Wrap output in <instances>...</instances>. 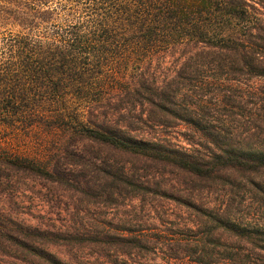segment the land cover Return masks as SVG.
I'll return each instance as SVG.
<instances>
[{"label":"trees","instance_id":"trees-1","mask_svg":"<svg viewBox=\"0 0 264 264\" xmlns=\"http://www.w3.org/2000/svg\"><path fill=\"white\" fill-rule=\"evenodd\" d=\"M20 10L0 62V125L7 143L40 148L0 152V174L103 208L173 202L190 213L173 223L190 236L175 244L181 260L264 264V0H21ZM181 126L189 148L164 135ZM128 223L55 231L0 213V254L72 264L45 247H91L117 264L152 244Z\"/></svg>","mask_w":264,"mask_h":264},{"label":"rangeland","instance_id":"rangeland-1","mask_svg":"<svg viewBox=\"0 0 264 264\" xmlns=\"http://www.w3.org/2000/svg\"><path fill=\"white\" fill-rule=\"evenodd\" d=\"M20 9L21 0H0V62L4 60L3 52L7 40L20 32L15 23L9 24V18H20ZM177 58L178 55L167 59L166 65L170 67ZM187 131L185 126H181L167 131L164 135L173 144L189 148L187 138L191 139V134ZM12 134L0 125V152L7 148L17 152L23 149L36 152L40 148L36 142L7 143L6 138ZM245 206H248V203ZM249 211L245 209L244 213ZM0 213L24 227L72 232L83 230V227L86 228L89 224L101 225L105 221L112 220L117 223L123 220L129 222L128 227L137 235H144L152 244L130 257L119 256L117 264H194L191 258L181 260L182 254L175 244L179 240L189 239L190 236L179 235L183 227L173 224H183V219L190 218V213L173 202L154 201L143 205L140 199H134L117 208H103L84 202L76 193L31 174H0ZM45 249L65 263L112 264L91 247L49 245ZM8 252L15 257L0 254V264H25L22 254H16L14 249H9ZM115 258L114 256L113 259ZM34 264L39 263L34 261Z\"/></svg>","mask_w":264,"mask_h":264}]
</instances>
